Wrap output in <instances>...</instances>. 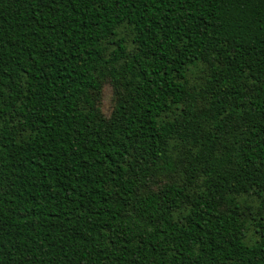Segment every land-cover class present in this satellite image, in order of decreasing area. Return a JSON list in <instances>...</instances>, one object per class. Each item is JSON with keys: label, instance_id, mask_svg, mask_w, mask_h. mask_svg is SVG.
I'll return each mask as SVG.
<instances>
[{"label": "trees", "instance_id": "1", "mask_svg": "<svg viewBox=\"0 0 264 264\" xmlns=\"http://www.w3.org/2000/svg\"><path fill=\"white\" fill-rule=\"evenodd\" d=\"M0 264H264V0H0Z\"/></svg>", "mask_w": 264, "mask_h": 264}, {"label": "rangeland", "instance_id": "2", "mask_svg": "<svg viewBox=\"0 0 264 264\" xmlns=\"http://www.w3.org/2000/svg\"><path fill=\"white\" fill-rule=\"evenodd\" d=\"M115 91L109 81H104L100 90L98 106L105 116H108L115 103Z\"/></svg>", "mask_w": 264, "mask_h": 264}]
</instances>
